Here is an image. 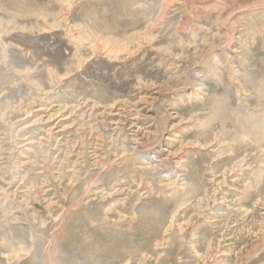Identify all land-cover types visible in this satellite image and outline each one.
Returning <instances> with one entry per match:
<instances>
[{
    "label": "rangeland",
    "instance_id": "1",
    "mask_svg": "<svg viewBox=\"0 0 264 264\" xmlns=\"http://www.w3.org/2000/svg\"><path fill=\"white\" fill-rule=\"evenodd\" d=\"M0 264H264V0H0Z\"/></svg>",
    "mask_w": 264,
    "mask_h": 264
}]
</instances>
